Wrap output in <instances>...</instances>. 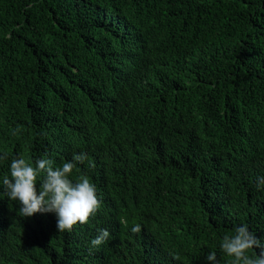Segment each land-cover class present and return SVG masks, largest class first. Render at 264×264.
Masks as SVG:
<instances>
[{"label":"trees","instance_id":"obj_1","mask_svg":"<svg viewBox=\"0 0 264 264\" xmlns=\"http://www.w3.org/2000/svg\"><path fill=\"white\" fill-rule=\"evenodd\" d=\"M81 152L96 214L61 232L0 195V264H233L242 224L264 242V0H0V192L14 158Z\"/></svg>","mask_w":264,"mask_h":264},{"label":"clouds","instance_id":"obj_2","mask_svg":"<svg viewBox=\"0 0 264 264\" xmlns=\"http://www.w3.org/2000/svg\"><path fill=\"white\" fill-rule=\"evenodd\" d=\"M5 159L6 156L0 155V161ZM86 159V154L81 152L73 154L72 160L54 166L47 157L34 162L14 158L10 163V176L2 179L3 192L0 195L17 201L20 205L18 211L24 217L54 214L58 231L71 232L74 226L87 223L101 205L94 183L86 176L73 179L77 163L83 164ZM256 190L264 192V176L257 178ZM139 230V224L131 228L133 232ZM109 237V231L101 229L90 244L99 247ZM219 247L226 256L232 258L233 264H264V242L247 225L236 226L232 235L222 238ZM250 250H255L254 257L249 255ZM206 262L217 264L216 252L210 251Z\"/></svg>","mask_w":264,"mask_h":264}]
</instances>
